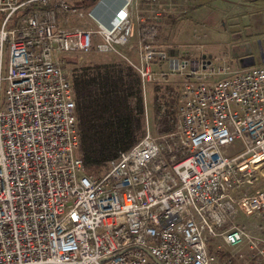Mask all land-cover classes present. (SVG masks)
<instances>
[{
	"label": "built area",
	"instance_id": "built-area-1",
	"mask_svg": "<svg viewBox=\"0 0 264 264\" xmlns=\"http://www.w3.org/2000/svg\"><path fill=\"white\" fill-rule=\"evenodd\" d=\"M205 1L0 0V264H264L235 220L264 218V60L160 40ZM91 54L123 55L143 93L179 78L174 130L146 116L100 173L80 158L67 72Z\"/></svg>",
	"mask_w": 264,
	"mask_h": 264
},
{
	"label": "trees",
	"instance_id": "trees-1",
	"mask_svg": "<svg viewBox=\"0 0 264 264\" xmlns=\"http://www.w3.org/2000/svg\"><path fill=\"white\" fill-rule=\"evenodd\" d=\"M83 73L73 78L76 115L80 140V158L87 172L100 173L107 163L121 152L130 149L145 131L141 123L144 114L141 82L131 67L121 65H91L83 67ZM91 71L100 78L93 87L95 78H86ZM152 98L153 124L156 134L173 131L175 128V93L164 108V95Z\"/></svg>",
	"mask_w": 264,
	"mask_h": 264
},
{
	"label": "rangeland",
	"instance_id": "rangeland-1",
	"mask_svg": "<svg viewBox=\"0 0 264 264\" xmlns=\"http://www.w3.org/2000/svg\"><path fill=\"white\" fill-rule=\"evenodd\" d=\"M211 1L213 0H206L205 3L197 9L205 8ZM254 2L255 1L250 0L249 3H244L247 8V12L244 15L249 17L246 18L244 24L232 25L234 23L233 21H235L233 19L232 21L230 20L229 23L223 22V25H205L201 22H197L195 25H190L191 23H189V25H181L186 19V16L182 15L169 20V25H166L167 29L161 32L160 40L167 44L182 45V54L186 55V52L189 51L188 53L191 57L198 53L193 51L192 48L190 49L185 46L198 45L202 47L200 50L204 56H207V54L215 55V57L218 58L217 62L225 61L228 65H239L237 56L251 53L255 56L256 62L261 63L264 60V9L251 10V6L255 5ZM70 24L71 25H68L69 27L86 26L82 25L83 23L81 22L78 23L77 20L71 21ZM124 53L127 55V52ZM169 54H174V51L169 50ZM68 61L72 63L70 60ZM96 64L130 67L125 62L123 55L91 54L84 57L83 60L75 64V66L68 65L67 72H69L70 78L73 81V78L80 76L84 72L83 67ZM86 78L93 80L95 78V86L93 87L95 88L98 86L100 78L97 74L88 71L86 72ZM178 79V77H170L167 82H161V84L150 83L145 93H143L141 89V96L144 104V114L141 121L143 129L145 127L146 118L148 117L150 131L156 134L154 131L152 111L154 90L159 88L157 95H164L165 99L161 100V102L165 103L164 108H166L169 105L167 103H169L171 99H174V94H168L166 90L172 89L174 92Z\"/></svg>",
	"mask_w": 264,
	"mask_h": 264
},
{
	"label": "crops",
	"instance_id": "crops-1",
	"mask_svg": "<svg viewBox=\"0 0 264 264\" xmlns=\"http://www.w3.org/2000/svg\"><path fill=\"white\" fill-rule=\"evenodd\" d=\"M252 9H264V0H257L256 4L251 6V10ZM246 12L247 8L245 4L244 2H240V0H213L203 9L201 8L192 10L185 17L186 19L182 22L181 25H189V23H191L190 25H195V23L197 22H201L205 25H223V22L229 23V21H232L233 19L235 21H233L234 23L232 25H239L244 24L246 18H249L244 15L246 14ZM258 12L262 14L260 11ZM206 57H215V55L207 54ZM252 59L254 60V65L262 64V62L257 63L255 56L249 53L237 56L239 65L231 66L236 68L245 67V63ZM235 220L238 224L246 227L251 232L253 237L264 240V218L243 217L241 215H238Z\"/></svg>",
	"mask_w": 264,
	"mask_h": 264
},
{
	"label": "water",
	"instance_id": "water-1",
	"mask_svg": "<svg viewBox=\"0 0 264 264\" xmlns=\"http://www.w3.org/2000/svg\"><path fill=\"white\" fill-rule=\"evenodd\" d=\"M90 1H95V0H90ZM252 65H254V60L252 59V60H250V61H248L247 63H245V67H248V66H252Z\"/></svg>",
	"mask_w": 264,
	"mask_h": 264
},
{
	"label": "snow or ice",
	"instance_id": "snow-or-ice-1",
	"mask_svg": "<svg viewBox=\"0 0 264 264\" xmlns=\"http://www.w3.org/2000/svg\"><path fill=\"white\" fill-rule=\"evenodd\" d=\"M123 15V14H122Z\"/></svg>",
	"mask_w": 264,
	"mask_h": 264
}]
</instances>
